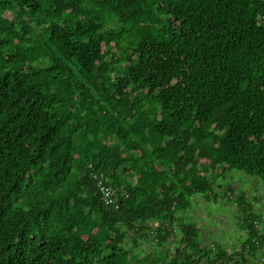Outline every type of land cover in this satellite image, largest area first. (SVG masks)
I'll use <instances>...</instances> for the list:
<instances>
[{
  "label": "trees",
  "instance_id": "16d2710c",
  "mask_svg": "<svg viewBox=\"0 0 264 264\" xmlns=\"http://www.w3.org/2000/svg\"><path fill=\"white\" fill-rule=\"evenodd\" d=\"M231 171L264 180V0H0V264H264L232 186L234 249L183 214Z\"/></svg>",
  "mask_w": 264,
  "mask_h": 264
},
{
  "label": "rangeland",
  "instance_id": "374dc122",
  "mask_svg": "<svg viewBox=\"0 0 264 264\" xmlns=\"http://www.w3.org/2000/svg\"><path fill=\"white\" fill-rule=\"evenodd\" d=\"M231 186L236 195H245L251 204V213L258 216L256 228L264 235V180L245 171H231L218 179L211 192L216 198H209L207 194L191 197V204L183 213L188 222L200 228V239L221 243L229 250L248 237V232L240 225V208L223 198L224 189Z\"/></svg>",
  "mask_w": 264,
  "mask_h": 264
},
{
  "label": "built area",
  "instance_id": "2783aa9c",
  "mask_svg": "<svg viewBox=\"0 0 264 264\" xmlns=\"http://www.w3.org/2000/svg\"><path fill=\"white\" fill-rule=\"evenodd\" d=\"M93 179L96 181L101 193L102 198L104 202L107 205H114L116 207H119V197L117 194L116 188L110 184L109 180L105 176V174L98 173V172H92L91 173ZM263 251H264V245H263ZM261 259L264 261V255L261 254Z\"/></svg>",
  "mask_w": 264,
  "mask_h": 264
}]
</instances>
